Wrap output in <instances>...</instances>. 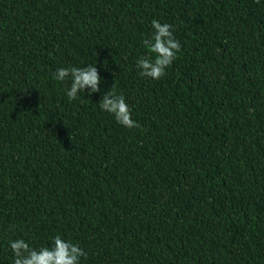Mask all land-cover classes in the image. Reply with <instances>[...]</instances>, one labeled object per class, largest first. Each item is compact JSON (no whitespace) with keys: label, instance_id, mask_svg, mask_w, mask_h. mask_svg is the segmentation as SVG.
Listing matches in <instances>:
<instances>
[{"label":"trees","instance_id":"16d2710c","mask_svg":"<svg viewBox=\"0 0 264 264\" xmlns=\"http://www.w3.org/2000/svg\"><path fill=\"white\" fill-rule=\"evenodd\" d=\"M153 19L181 45L159 80ZM88 64L69 101L53 75ZM57 234L80 264H264V0H0V264Z\"/></svg>","mask_w":264,"mask_h":264},{"label":"clouds","instance_id":"9594fccd","mask_svg":"<svg viewBox=\"0 0 264 264\" xmlns=\"http://www.w3.org/2000/svg\"><path fill=\"white\" fill-rule=\"evenodd\" d=\"M151 27L154 30L152 36L143 41L149 55L139 57L136 60V67L139 76L159 80L166 75V69L177 59L181 45L175 39L172 25L162 24L159 20L153 19ZM69 76L72 82L65 91L69 101L77 100L78 93L84 92L85 89H88L90 94L100 91L101 77L96 65L58 68L53 79L62 82ZM99 108L111 114L123 127L129 129L140 127L139 123L132 119L123 94H117L115 91L114 84L111 91L103 94ZM9 247L13 254V264H80V258L86 256L78 243L66 241L59 234L51 238L50 247L34 248L24 239L9 241Z\"/></svg>","mask_w":264,"mask_h":264}]
</instances>
